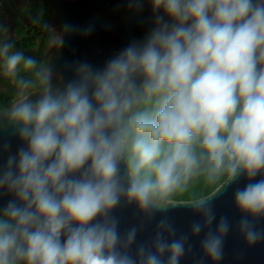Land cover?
I'll use <instances>...</instances> for the list:
<instances>
[{"label": "clouds", "instance_id": "obj_1", "mask_svg": "<svg viewBox=\"0 0 264 264\" xmlns=\"http://www.w3.org/2000/svg\"><path fill=\"white\" fill-rule=\"evenodd\" d=\"M147 3L142 39L103 67L74 62L66 82L0 38V69L20 97L0 108V130L19 142L15 152L0 142V264H181L202 233L199 264H220L232 224L217 222L213 202L241 178L236 229L247 246L264 243V0ZM126 4L143 11L145 0ZM43 27L60 52L95 32L94 22ZM28 74L39 93L27 92ZM200 173L227 183L177 204ZM124 204L144 219L122 234L115 213ZM178 205L202 218L190 234L177 236L167 215ZM157 216L151 241L137 244Z\"/></svg>", "mask_w": 264, "mask_h": 264}, {"label": "water", "instance_id": "obj_2", "mask_svg": "<svg viewBox=\"0 0 264 264\" xmlns=\"http://www.w3.org/2000/svg\"><path fill=\"white\" fill-rule=\"evenodd\" d=\"M51 2L52 12L49 25L53 24L59 28L63 22L68 21L84 27L90 22L95 23V32L91 36L71 38L62 52L51 45L50 38L47 45L42 48L43 54L35 56L41 59L47 58V63L41 67L52 65L57 77L63 76L65 82L74 76L69 67L74 62L87 60L96 67H103L109 57L122 49L129 41L142 39L151 27V5L147 3V0H145L143 11L129 9L126 0H51ZM13 43L17 48L29 53L28 49H22L17 42ZM54 84L57 87L63 86L58 78L54 80ZM15 91L17 93L18 90ZM28 93H39V91ZM8 141L12 144V151L15 152L19 142L12 137L11 130L7 128L0 130V142ZM6 155V153H0V162ZM225 183H227V177L204 196L211 195L223 187ZM245 183L246 180L241 178L237 184L224 189L222 194L213 202L217 222L221 216H226L232 224V231L229 232L225 241L224 259L220 264H264V243L249 247L236 229L241 214L234 204L233 193L236 187H243ZM6 199L5 197L4 200L0 201V204L6 203ZM174 200L177 204H184L192 199ZM115 215L120 221L122 234L129 228L138 226L144 219L135 205L124 204L116 210ZM167 215L177 230V236L184 233L190 234L192 223L202 222V218L198 214L184 205L170 209ZM159 219L160 217L157 216L155 220L144 223V229L138 235L137 244L151 241ZM259 227L264 228V221L259 224ZM202 238L203 233L200 239ZM200 239L192 241L194 245L193 254L186 256L181 264H199L202 256ZM204 264H211V261L206 260Z\"/></svg>", "mask_w": 264, "mask_h": 264}, {"label": "trees", "instance_id": "obj_3", "mask_svg": "<svg viewBox=\"0 0 264 264\" xmlns=\"http://www.w3.org/2000/svg\"><path fill=\"white\" fill-rule=\"evenodd\" d=\"M45 7V20L43 24L49 23V19L52 12V2L51 0H41ZM34 19L35 16H34ZM51 38V32L44 28L43 35L40 39H37V36L32 33H28L26 37L21 40H18V46L22 49H28V55L37 56V53L34 52L36 47L43 48L47 45ZM38 58V57H37ZM45 65V60L38 58V67ZM29 78L33 79L34 87L27 89L28 92L40 91V81L38 77L32 74H28ZM3 87V88H2ZM5 88V89H4ZM15 87L11 82L9 77L4 76V74L0 73V108L8 106L15 98L18 96ZM224 177H220L215 182H212L208 176L204 173L194 174L186 184V187L183 191H178L173 199H195L201 196L208 194L215 187H217L224 179Z\"/></svg>", "mask_w": 264, "mask_h": 264}, {"label": "crops", "instance_id": "obj_4", "mask_svg": "<svg viewBox=\"0 0 264 264\" xmlns=\"http://www.w3.org/2000/svg\"><path fill=\"white\" fill-rule=\"evenodd\" d=\"M37 20H45V7L41 0H8L0 8V28L7 29L6 33L0 32V38L6 36L17 42L28 35L33 21Z\"/></svg>", "mask_w": 264, "mask_h": 264}, {"label": "built area", "instance_id": "obj_5", "mask_svg": "<svg viewBox=\"0 0 264 264\" xmlns=\"http://www.w3.org/2000/svg\"><path fill=\"white\" fill-rule=\"evenodd\" d=\"M7 1L8 0H0V8L3 7ZM43 25H44L43 22L40 20L33 21V23H32L33 28L28 33L35 34L37 36V39H40L42 37L43 31H44Z\"/></svg>", "mask_w": 264, "mask_h": 264}, {"label": "flooded vegetation", "instance_id": "obj_6", "mask_svg": "<svg viewBox=\"0 0 264 264\" xmlns=\"http://www.w3.org/2000/svg\"><path fill=\"white\" fill-rule=\"evenodd\" d=\"M34 52L37 53V56H40V55L43 54L42 48H40V47H36V48L34 49ZM40 59H41V58H40ZM42 59H43V58H42ZM43 60H45V64H46V63H47V58H45V59H43ZM0 73L3 74L2 69H0ZM4 89H5V88H4ZM16 89H17V87L15 86V89H14V90H16Z\"/></svg>", "mask_w": 264, "mask_h": 264}, {"label": "rangeland", "instance_id": "obj_7", "mask_svg": "<svg viewBox=\"0 0 264 264\" xmlns=\"http://www.w3.org/2000/svg\"><path fill=\"white\" fill-rule=\"evenodd\" d=\"M2 88H3V87H2ZM19 98H20V97L17 96V97L15 98V100H13L11 103H13L14 101L18 100ZM11 103H10V104H11ZM10 104H9V105H10Z\"/></svg>", "mask_w": 264, "mask_h": 264}]
</instances>
